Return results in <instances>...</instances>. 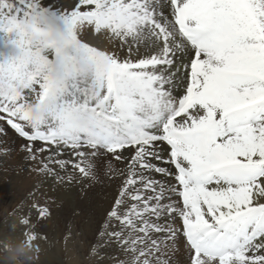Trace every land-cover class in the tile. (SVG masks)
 <instances>
[{
  "label": "snow or ice",
  "instance_id": "snow-or-ice-1",
  "mask_svg": "<svg viewBox=\"0 0 264 264\" xmlns=\"http://www.w3.org/2000/svg\"><path fill=\"white\" fill-rule=\"evenodd\" d=\"M0 121L84 177L127 161L107 235L133 264L177 216L189 264H264V0H0Z\"/></svg>",
  "mask_w": 264,
  "mask_h": 264
},
{
  "label": "bare ground",
  "instance_id": "bare-ground-1",
  "mask_svg": "<svg viewBox=\"0 0 264 264\" xmlns=\"http://www.w3.org/2000/svg\"><path fill=\"white\" fill-rule=\"evenodd\" d=\"M53 1L58 2L61 0ZM68 2L71 5L73 0H68ZM81 39L91 42V37L86 34H83ZM187 59L188 57L185 56L183 61L178 60V64L186 62ZM178 83H186V81L180 80ZM182 91V88L174 90L177 95ZM3 126H0V128ZM10 130L8 128L6 134H3L4 137H1L0 147L5 145L9 152L17 154H15V158L13 157L14 159H10L11 153L9 155L5 154L7 156H4V158L0 156V191H3V186L9 188L11 193L17 195V199L21 205H17L18 200L16 196L12 197V201L15 200L16 206H13L12 213L8 210L5 214H0V219H5L6 222H13L17 227H22L20 221L26 217L30 220V224L25 226L26 228L37 229L46 226L47 222L38 221L37 213L39 212V208L42 207V202L38 198H42V200L45 198L43 201L54 203L53 198L58 197L57 192L64 186L70 195V201L66 205H63L66 206L63 210H60L61 205L59 203L57 205L56 203L53 204V213L59 214L58 217L60 219L67 218L70 221L71 233L75 237L79 235L82 243L87 248L99 247L101 264H133L134 253L127 250V245L122 247L117 240L111 239L107 235V233L119 227L115 221L109 220L108 213L113 208L122 182L125 179V176L121 175L120 172L121 170L126 172L127 161H117L108 154L87 156L85 157L87 164L83 166L88 167L89 164L91 165L88 169L91 175L84 177L77 169H71L67 166L61 169L55 163L46 160L56 151L54 147L45 146L50 147V151L37 152L35 159L31 157L28 150L23 151L24 153L22 152V154H18L17 137ZM34 143L33 146L35 147H33V150L36 147L40 148L42 146L40 142ZM164 147L165 151L161 155L167 159L166 146ZM59 156L67 157L68 155L61 153L58 155V159L63 158ZM75 159L79 160L80 158L75 157ZM153 162L159 164L161 167L171 168L170 165L159 161ZM45 163H47V169L51 171L44 169ZM7 164L10 168L8 170H6L8 168L6 167ZM172 171L174 172V169ZM153 176L157 180L165 179L155 173H153ZM167 180L170 183H175L174 178H167ZM49 190L54 192L49 194ZM171 200L177 201L178 197L172 194ZM24 202H30L31 207L29 206L21 210ZM9 213L11 214L9 215ZM16 215L18 218L15 217ZM165 221H167L166 226H170L175 235L171 239H165V233H151L154 239L158 238L162 242L160 243V250L149 256L148 259L155 261L159 257L160 264H189V251L183 236L181 219L178 216L175 219L163 217L158 223H164ZM6 222L2 223L5 224ZM56 223H52L51 225ZM1 226L3 225L1 224ZM102 233L105 235H101ZM125 235H127V230H125ZM138 235L143 234L138 233ZM18 240V238L15 239V242Z\"/></svg>",
  "mask_w": 264,
  "mask_h": 264
},
{
  "label": "rangeland",
  "instance_id": "rangeland-1",
  "mask_svg": "<svg viewBox=\"0 0 264 264\" xmlns=\"http://www.w3.org/2000/svg\"><path fill=\"white\" fill-rule=\"evenodd\" d=\"M53 3L57 5H62L64 7H68L69 2L68 0H61L58 2ZM4 125L3 131L0 132V139L1 137L3 138L4 135L6 134V131L11 129L10 126L6 124L4 121H0V126ZM7 125V126H6ZM5 130V131H4ZM10 132H14L13 129L10 130ZM15 136L17 137V146H19L18 150L17 148L15 149L18 151V154H22L23 151H27L26 146L23 145H28L29 142L26 139L20 137L18 134L14 132ZM20 141H19V140ZM2 140V139H1ZM22 141V142H21ZM24 141L29 142V143H24ZM21 142V144H20ZM20 144V145H19ZM35 144V143H33ZM5 145L0 147V156L1 158L6 157L10 153L12 156L10 159L15 158V154L17 153H12L9 152L6 149ZM35 147V146H33ZM50 148V147H49ZM36 149H39L36 147ZM6 150V151H5ZM5 152V153H3ZM24 153V152H23ZM7 154V155H5ZM14 157V158H13ZM18 157V156H17ZM57 156H51L47 158L46 160H56L58 159ZM63 157V156H59ZM60 159H73V157L67 156L63 157ZM75 159V158H74ZM57 165V164H56ZM67 167L73 169L71 165H66ZM103 166V165H102ZM8 167V164L7 166ZM101 168V167H100ZM99 168V169H100ZM10 169L9 167L6 168V170ZM68 184V183H66ZM1 185V184H0ZM3 186V185H2ZM54 191L49 190V194ZM9 188L3 186V191H0V214H5L6 211L9 210V212L13 211V206H16L15 200L12 201V197L17 195H14L11 193ZM58 197L53 198V202H45L43 201L45 198H38L40 199V202H42V207L39 208V211L43 208H47L49 211V215L45 218H41L38 216V221L40 222H47L48 224L43 227L39 228H33L29 229L28 227L26 228L25 225H22V227H17L13 222H6L5 219L1 220L0 223V264H3L2 257H3V244L7 242H15V239H19L16 242H20L22 240L27 239V236L25 235L26 232L29 233H34L37 238L34 241H31L32 244L35 246V253L33 255V258L31 261L26 262V264H101L100 258H99V247H92V248H87L81 241L79 235L78 237H75L71 231H70V221L67 218L60 219L57 214L53 213V204L56 203V205L59 203L61 205L60 210H63L69 201H70V195L66 191V188L64 186L61 187V190L57 192ZM18 200V199H17ZM17 205H21L19 203V200L17 202ZM31 207L30 202H24V204L21 206V210L27 207ZM19 212V211H18ZM12 213V212H11ZM9 213V215L11 214ZM17 217V215L15 216ZM1 218V217H0ZM18 218V217H17ZM3 219V218H2ZM2 222H6L5 224ZM54 225H51L52 223H55ZM1 224L3 226H1ZM7 226V227H6ZM3 243V244H2ZM121 264V263H118Z\"/></svg>",
  "mask_w": 264,
  "mask_h": 264
},
{
  "label": "clouds",
  "instance_id": "clouds-1",
  "mask_svg": "<svg viewBox=\"0 0 264 264\" xmlns=\"http://www.w3.org/2000/svg\"><path fill=\"white\" fill-rule=\"evenodd\" d=\"M36 249L28 239L20 242H5L2 252L3 264H26L31 261Z\"/></svg>",
  "mask_w": 264,
  "mask_h": 264
}]
</instances>
